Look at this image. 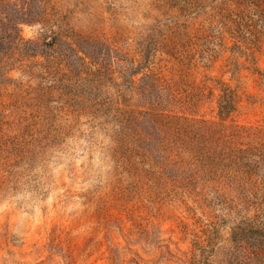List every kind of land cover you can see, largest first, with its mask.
Returning <instances> with one entry per match:
<instances>
[{"label":"rangeland","instance_id":"1","mask_svg":"<svg viewBox=\"0 0 264 264\" xmlns=\"http://www.w3.org/2000/svg\"><path fill=\"white\" fill-rule=\"evenodd\" d=\"M0 30V264H264V0H0Z\"/></svg>","mask_w":264,"mask_h":264},{"label":"trees","instance_id":"2","mask_svg":"<svg viewBox=\"0 0 264 264\" xmlns=\"http://www.w3.org/2000/svg\"><path fill=\"white\" fill-rule=\"evenodd\" d=\"M16 25H18V22H16L15 24H13V27L16 26ZM0 33H1V30H0ZM17 37H20V35H18ZM13 45H14V41H12L11 39H9L8 37L5 38V37H3V36L0 35V53H2V51H7Z\"/></svg>","mask_w":264,"mask_h":264}]
</instances>
